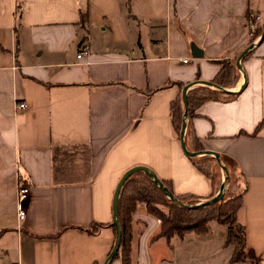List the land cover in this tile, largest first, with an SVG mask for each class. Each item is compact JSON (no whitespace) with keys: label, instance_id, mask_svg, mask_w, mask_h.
Listing matches in <instances>:
<instances>
[{"label":"crops","instance_id":"obj_1","mask_svg":"<svg viewBox=\"0 0 264 264\" xmlns=\"http://www.w3.org/2000/svg\"><path fill=\"white\" fill-rule=\"evenodd\" d=\"M261 26L264 0H0V264H104L114 186L131 166L168 181L174 195L209 197L169 106L186 84L214 88L203 81L248 44L237 81L223 88L236 96L202 102L191 119L202 151L227 155L244 174L235 214L245 262H230L225 226L214 221L206 235L152 237L141 204L130 262L264 264V125L251 135L264 115V37L249 42ZM20 179L30 191L21 220ZM94 224L102 226L87 232Z\"/></svg>","mask_w":264,"mask_h":264},{"label":"trees","instance_id":"obj_2","mask_svg":"<svg viewBox=\"0 0 264 264\" xmlns=\"http://www.w3.org/2000/svg\"><path fill=\"white\" fill-rule=\"evenodd\" d=\"M262 29L263 27L261 26L254 31L249 40L250 43L258 36V33H261ZM251 51L248 50L242 59L248 56ZM234 61V59H223L218 62L220 67L211 79L212 85L215 86L214 88L201 85L186 91L187 105L185 109L183 141L187 151H202L200 141H198L191 126V119L196 115V108L202 102L228 101L236 96L235 92L223 90V88H230L237 81L238 68ZM169 112L171 127L179 134L184 117L180 95L170 103ZM262 125H264V115L256 123L251 135L256 134ZM218 155V162L214 156L208 154L188 156L193 166L205 175L210 185H212V193L209 197L218 190L220 178L226 174L224 191L221 198L218 201L205 205L190 206L199 202L198 196L191 193L174 195L172 194L170 183L168 181H161L162 186L172 195V198L185 205L182 206L178 202L168 198L145 173L141 171L131 172L130 176L120 186L116 202V218L118 219L121 234L117 252L108 261V264H111V261L115 259H118L120 264H131V216L138 204L144 205L145 213L159 218L161 223L156 236L157 238L163 237L165 241L173 237L183 239L191 233L194 235H206L209 231L208 223L210 221L224 225L226 229L224 244H229L233 247V251L229 257L230 262H245L244 228L236 220L235 214L236 209L241 205V195L246 189L244 174L238 169L234 159L227 155ZM19 185L27 187V184L21 179L19 180ZM156 203H161L166 208V212L158 209ZM101 226L94 224L91 229H86V231L94 233Z\"/></svg>","mask_w":264,"mask_h":264},{"label":"water","instance_id":"obj_3","mask_svg":"<svg viewBox=\"0 0 264 264\" xmlns=\"http://www.w3.org/2000/svg\"><path fill=\"white\" fill-rule=\"evenodd\" d=\"M259 38L257 40V42L261 39H263L264 37V27L261 31V33L259 34ZM256 42V43H257ZM252 45L251 44H248L247 46L244 47V49H242V51L237 55L234 63L235 65L237 66V68L240 70L241 66L239 65V62L240 60L243 58L244 54L248 51V49H250ZM189 52L191 53V56L193 58H200L202 56V52L201 50H199L194 43L190 42L189 44ZM205 84L207 85H211L213 87H215L214 85H212L211 82H208V81H203ZM191 84H186V86H184L182 89H181V93H180V97H181V100H182V105H183V112H184V117H183V120H182V123H181V130H180V133H179V141H181V150L183 152V154L185 156H194V155H203V154H209L211 156H214L217 160V162L219 161V155H217L215 152L213 151H208V150H203V151H200V152H194V151H187L186 148H185V144H184V141H183V133H184V130H185V126H184V118H185V115H186V112H185V109H186V105H187V102H186V91H187V88L190 86ZM223 170V168H222ZM134 171H141L143 173H145L152 181L153 183L159 187V189H161V191L168 197V198H171L173 201H176L178 202L180 205L182 206H185L183 203L177 201L176 199H173L172 198V195L166 190V188L164 186H162L161 184V181L158 180L155 175L148 171L146 169V167L144 166H131L129 167V169L125 170L122 175L119 177V179L117 180V182L115 183V186H114V191H113V195H112V199H111V203H112V206H111V213H112V224H113V228H114V239H113V243H112V246H111V251L110 253L108 254L106 260L104 261L105 263L104 264H108V261L113 257V255L117 252V249H118V243H119V239H120V234L121 232L119 231V224H118V219L116 218V215H117V198H118V194H119V191H120V186L123 184V182L126 180V178H128L131 174V172H134ZM226 178V174L225 176L221 179V182H220V187L218 189V191L211 197L209 198H206L204 201L202 202H198L194 205H190V206H197V205H205V204H208V203H211V202H215V201H218L219 198H221L222 194H223V191H224V180ZM190 206H187V207H190Z\"/></svg>","mask_w":264,"mask_h":264},{"label":"built area","instance_id":"obj_4","mask_svg":"<svg viewBox=\"0 0 264 264\" xmlns=\"http://www.w3.org/2000/svg\"><path fill=\"white\" fill-rule=\"evenodd\" d=\"M257 19H258V17L254 16L253 19L249 20L248 25H249L250 30L255 29V21ZM88 53H90V50H89L88 45L85 44L81 47V49L77 53V57L80 59L82 56H84L85 54H88ZM183 62H185V60H183ZM26 107H27L26 102L17 103V108L20 110H24V109H26ZM17 191H18L17 200H16L17 218L19 220H21L24 218V216L26 214V206L24 205V203L26 200H28L30 191H29L28 187H25V186H18Z\"/></svg>","mask_w":264,"mask_h":264},{"label":"rangeland","instance_id":"obj_5","mask_svg":"<svg viewBox=\"0 0 264 264\" xmlns=\"http://www.w3.org/2000/svg\"><path fill=\"white\" fill-rule=\"evenodd\" d=\"M259 28V27H258ZM260 33H258V36L255 38V39H258L259 38V35ZM252 37V36H251ZM254 39V40H255ZM222 172V171H221ZM199 201V200H198ZM199 202H202V201H199ZM156 207H158V209H162L164 212H166V208L160 203H156ZM141 210H142V212L143 213H145V208H144V205H142L141 204ZM146 214V213H145ZM151 216V215H150ZM152 217V220H153V223H154V225H155V228H154V232H155V234H153L152 235V237H157L156 235H157V233L159 232V227H160V220H159V218L157 217V216H151ZM245 253V252H244ZM248 264H257V260L256 259H250V260H248Z\"/></svg>","mask_w":264,"mask_h":264}]
</instances>
